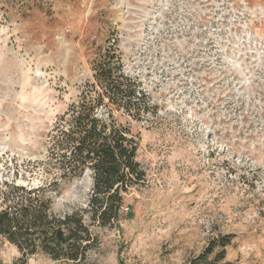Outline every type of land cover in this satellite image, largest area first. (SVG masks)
Listing matches in <instances>:
<instances>
[{
  "label": "rangeland",
  "instance_id": "374dc122",
  "mask_svg": "<svg viewBox=\"0 0 264 264\" xmlns=\"http://www.w3.org/2000/svg\"><path fill=\"white\" fill-rule=\"evenodd\" d=\"M114 31L158 112L134 123L147 180L132 215L94 227L86 264H190L228 233L226 260L264 264V0H0V183L43 157ZM90 192L86 174L55 211ZM0 264L76 263L2 242Z\"/></svg>",
  "mask_w": 264,
  "mask_h": 264
},
{
  "label": "trees",
  "instance_id": "16d2710c",
  "mask_svg": "<svg viewBox=\"0 0 264 264\" xmlns=\"http://www.w3.org/2000/svg\"><path fill=\"white\" fill-rule=\"evenodd\" d=\"M92 65V77L45 135L43 157L26 160L15 177L0 183V243L14 245L24 259L42 253L86 264L98 244L94 227H119L132 215L123 213L127 196L147 180L134 123L158 111L140 78L126 70L116 31ZM86 174L87 205L55 211L56 197ZM19 176L27 181L18 183ZM233 237L220 234L190 264H234L226 260Z\"/></svg>",
  "mask_w": 264,
  "mask_h": 264
}]
</instances>
